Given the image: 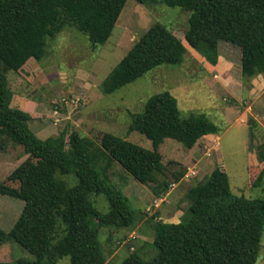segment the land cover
Here are the masks:
<instances>
[{"label": "trees", "instance_id": "trees-1", "mask_svg": "<svg viewBox=\"0 0 264 264\" xmlns=\"http://www.w3.org/2000/svg\"><path fill=\"white\" fill-rule=\"evenodd\" d=\"M127 0H0V148L6 142L21 145L27 155L0 182V195L20 199L22 210L9 231L0 228V245L14 240L34 258L0 264H105L107 254L99 240L103 227L129 228L142 219L128 197L110 181L111 166L142 184H151L160 196L172 184L166 177L159 145L165 138L192 148L220 128L204 113L181 117L177 99L162 91L149 96L141 111L130 113L128 132L137 131L152 149L110 132L93 138L72 130L45 139L29 128L31 114L11 107L13 92L6 72L27 75L48 56V41L67 27L87 36L94 51L103 45ZM151 4L155 0H134ZM188 12L183 39L165 25L152 24L100 82L109 95L160 65H180L186 43L199 53H215L225 41L239 48L242 78L264 74V0H159ZM214 64L217 57H209ZM252 134V131L250 132ZM262 164L251 187L264 176V144L257 147ZM73 175L76 182L70 185ZM252 176V174H250ZM173 183L184 171L171 173ZM104 195L108 209L99 210L93 195ZM187 214L178 222L148 219L157 249L151 259L133 250L121 264H254L261 249L264 196L249 199L232 193L227 173L215 166L185 193Z\"/></svg>", "mask_w": 264, "mask_h": 264}, {"label": "rangeland", "instance_id": "rangeland-1", "mask_svg": "<svg viewBox=\"0 0 264 264\" xmlns=\"http://www.w3.org/2000/svg\"><path fill=\"white\" fill-rule=\"evenodd\" d=\"M187 17L188 12L180 7L167 6L159 0L148 5L127 0L111 35L94 51L84 33L67 27L48 41L49 54L41 66L27 75L6 72L13 92L11 107L31 114L29 128L40 139L62 130L66 136L76 130L80 136L90 138L104 131L152 149L151 141L144 135L128 132L129 114L141 111L149 96L162 91H169L177 99L181 117L204 113L219 126L218 134L201 137L192 148L171 138L163 140L159 151L172 184L160 196L152 191L151 184L136 181L117 162L112 164L111 183L143 215L129 228L100 229L99 240L107 254L105 264H121L133 250L144 259L154 257L157 249L152 245L149 217L157 214L166 222L180 221L183 214L189 213L187 189L215 166L227 173L233 194L249 199L264 196V176L261 185L251 187L262 166L255 151L264 144V81L257 78L262 85L255 82L258 86L253 90L256 77L242 78L238 47L220 41L215 53H199L184 43L182 64L160 65L109 95L100 90V82L152 24L165 25L182 40ZM213 56L217 57L215 64L208 60ZM26 157L21 145L6 142L0 148V182ZM175 171H184V176L173 183L171 173ZM71 177L70 185L76 182ZM92 200L99 210L107 211L104 195H93ZM23 205L20 199L0 195L1 229L10 230ZM18 258L34 256L12 239L0 245V261ZM56 264H69L68 256ZM254 264H264V224L261 249Z\"/></svg>", "mask_w": 264, "mask_h": 264}, {"label": "crops", "instance_id": "crops-1", "mask_svg": "<svg viewBox=\"0 0 264 264\" xmlns=\"http://www.w3.org/2000/svg\"><path fill=\"white\" fill-rule=\"evenodd\" d=\"M262 75H264V74H260V75H258L254 80H253V85H254V83L256 82L257 83V78H260L262 81H264V76H262ZM258 84V83H257ZM262 84H264V83H262ZM262 84H258V85H262ZM258 85H254V87H253V90H254V88L256 87V86H258ZM257 88V87H256ZM255 88V89H256ZM205 136H210V135H205ZM204 137V136H203Z\"/></svg>", "mask_w": 264, "mask_h": 264}]
</instances>
